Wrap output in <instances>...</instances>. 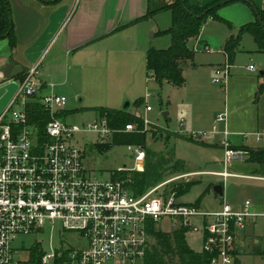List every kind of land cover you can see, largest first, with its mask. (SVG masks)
<instances>
[{"label": "built area", "instance_id": "obj_1", "mask_svg": "<svg viewBox=\"0 0 264 264\" xmlns=\"http://www.w3.org/2000/svg\"><path fill=\"white\" fill-rule=\"evenodd\" d=\"M228 68L229 64L225 63L216 69L212 82L223 85ZM248 69L256 71L253 66ZM14 81L18 88L0 114V264H33L31 256L23 263L15 259L17 250L13 242L56 223L63 232L77 235L82 245L61 248L52 254L42 253L38 264L51 261L53 264H144L153 243L149 229L159 227L163 221L171 228L186 229V234H199L201 253L209 256L210 264H234L237 233L254 224L258 217L264 218V214L256 213L250 201H245L238 210L222 203L216 211H203L199 205L179 201L177 189L205 175L223 182L229 177H244L227 171L232 161L245 160L242 150L232 149L224 141L223 171L184 172L135 196L123 181L103 180L87 171L82 152L71 143L74 134L84 131L59 119L67 98L54 93L53 85L48 94L41 95L42 84L37 80L36 67L23 80ZM7 83L0 75V87ZM30 99H37L48 115L42 134L38 127L29 124L25 107ZM150 111L146 107L145 112ZM216 121H225V115H219ZM182 123L181 120L180 126ZM143 127L144 131L149 128L145 120ZM136 128L127 124L123 130H112L106 119L99 117L87 130L98 133L102 144L104 135L133 132ZM206 136L201 132L187 135L193 140ZM132 147L134 170L141 171L145 151L127 146L129 151ZM245 178L264 182L262 176Z\"/></svg>", "mask_w": 264, "mask_h": 264}, {"label": "rangeland", "instance_id": "obj_2", "mask_svg": "<svg viewBox=\"0 0 264 264\" xmlns=\"http://www.w3.org/2000/svg\"><path fill=\"white\" fill-rule=\"evenodd\" d=\"M216 1L190 0L192 4H196L203 10L209 9ZM222 13L220 10V16ZM228 13V11L224 12L223 15L227 16ZM229 25L217 21H208L203 24V35L206 39L213 41L211 43H214L218 38L225 36L228 29L232 27L231 23ZM170 26L171 14L169 11H161L151 18L140 20L130 30L133 35L132 53L126 54L123 51H115L111 54L108 69L100 72L98 77H91L90 83L85 80L77 82L78 76L74 75H70L66 79L65 75L56 74L52 79H46L48 84H54L62 89L67 98L65 110L68 113L60 115L59 119L84 131L74 134L71 143L82 152L84 166L92 176L109 180L113 171L134 170L133 147L131 151L128 150L127 146H114L101 151L99 147L102 144H100L99 134L87 130L88 125L99 119L97 109H123L126 103L129 104V112L149 123L145 158L142 169L138 172H142L148 163H151L152 166V164L160 161L162 176L165 175L160 182H164L184 172L197 170L221 172L224 170L223 150L204 148L177 136L180 134L187 137L183 133L185 124L180 126L181 119L190 124L191 128H199L200 126H203V129L207 128L208 120L212 115L211 104L208 101L212 102V105L216 104V106L222 103L223 95L217 90L220 91L223 85L212 82L214 74L210 75V78L207 76L203 85V74H201L200 81L203 88L194 97L193 82L195 76L187 71L189 67L184 70L187 71L186 79L188 82L180 88H175L164 82L162 84L155 82L146 70V50L150 47L156 50L170 48V36L159 33L168 30ZM152 36L154 37L152 38ZM243 38L242 45L244 47L249 46V44L254 46L253 39L249 34L244 35ZM203 51L196 52L194 57H197L198 60L203 59L207 56L203 54ZM244 61L245 58L239 56L237 64H247ZM251 64L258 66V60L251 61ZM60 80L62 82H59ZM93 85L97 86L98 89L93 88ZM203 89L206 91L208 101L207 99L203 100ZM137 100L142 102L139 107L134 106V102ZM182 100L186 102V106L181 104ZM146 107H149L151 112H145ZM162 113L168 114L167 120L161 116ZM215 126L217 127L216 124ZM85 130L87 131L85 132ZM170 137L171 139H168ZM108 142L109 136L104 135L103 143L106 145ZM251 146L253 148L260 147L262 142H252ZM243 152L246 154L245 151ZM175 162L178 165H175ZM182 168L183 171H179ZM227 171L244 177H229L223 182L218 177L205 175L196 181L186 183L188 190L179 196L178 200L184 204L199 205L203 211L207 212L218 210L222 203L238 207L243 202L250 201L252 206L256 208V213L263 215L264 182L245 178V176L264 177V174L257 173L258 168L245 162L244 159L232 161ZM153 181L151 178L149 184L152 185ZM216 184L223 187V200L217 199L210 192L211 188L206 190L210 185ZM158 226L164 232L175 229L171 228L167 221L161 222ZM185 241L193 252H202V238L199 234L188 232L185 235ZM242 244L237 250L242 264H264L263 217H258L254 226L246 229ZM81 245L78 243L77 235L63 232L58 223L48 224L40 233L20 236L13 242V247L17 250L14 257L22 263L30 258L31 251L36 246H40L43 253L52 254L61 248L80 247ZM256 250H259V254L256 253ZM48 264H53V261Z\"/></svg>", "mask_w": 264, "mask_h": 264}, {"label": "crops", "instance_id": "obj_3", "mask_svg": "<svg viewBox=\"0 0 264 264\" xmlns=\"http://www.w3.org/2000/svg\"><path fill=\"white\" fill-rule=\"evenodd\" d=\"M168 1L173 0H59L52 4H44L39 0H9L16 44L9 51L7 41L0 40V68L9 62L13 63L21 69L20 74L14 78L19 80L20 76H25L30 69L36 67L37 80L42 84L41 95L51 91L50 85L54 86V93L64 95L62 89L48 84L46 79H52L56 74L65 75L66 79L74 75L78 76L77 82L85 80L90 83L91 77H98L100 72L108 69L111 54L115 51L132 53L133 35L130 30L138 23L136 21L149 9ZM252 1L258 8L263 7L264 0ZM220 10L223 13L219 16L231 23L232 27L223 38H218L214 43L205 38L201 29L199 48L207 47L203 51L207 56L201 60L194 57L193 65H188L187 69L195 76L194 97L202 90L205 78H210L216 69L228 63L227 56L223 53L227 38L236 36L242 26L254 21L252 11L245 3H233ZM227 11V16L223 15ZM246 34L248 33L241 35L239 50L228 63V76L223 88L217 90L223 95L222 103L212 105L203 89V100L207 99L212 108L207 128H191L190 124L181 119L182 126L185 124L184 134L207 132V136L199 141L218 147H222L224 141L235 147L253 148L252 142H262V146L264 145V90L255 100L258 87L264 84V53L258 52L254 40V46L242 45ZM239 56H243L247 64H237ZM255 60H258V66L251 64ZM250 66L255 67L256 71H250ZM187 71L184 72L183 86L188 82ZM201 74L203 85L200 81ZM93 88L98 89L94 85ZM181 104L186 106L184 100ZM65 113L68 112L65 110L62 115ZM219 115H225V121H216ZM180 136L185 139L183 135ZM243 203L238 207H231L238 210ZM253 226L254 224L249 225L246 229ZM246 229L237 233L234 245L235 259L240 264L242 262L237 250L243 245Z\"/></svg>", "mask_w": 264, "mask_h": 264}, {"label": "trees", "instance_id": "obj_4", "mask_svg": "<svg viewBox=\"0 0 264 264\" xmlns=\"http://www.w3.org/2000/svg\"><path fill=\"white\" fill-rule=\"evenodd\" d=\"M39 1L44 4H52L54 1L57 2L59 0ZM237 2L245 3L251 9L254 21L242 26L236 36H230L225 41L223 53L227 56L228 63H230L236 51L239 50L241 35L244 33H248L253 38L258 52L264 53V3L262 8H258L252 0H217L209 9L203 10L196 4H192L190 0L168 1L149 9L142 18L136 21L139 22L140 20L151 18L161 11H169L171 14L170 28L159 32L160 34L170 36V48L156 50L150 47L146 51L145 65L151 78L159 84L164 82L175 88L182 87L185 83V68L188 65L192 66L195 53L203 50V46L201 49L199 48L201 43L198 41L203 24L208 20H212L229 25L227 21L219 16V10ZM0 40L7 41L9 51L15 48L16 37L9 0H0ZM23 79L24 76H20L19 80ZM263 90L264 84L258 87L255 100L259 98ZM141 103L140 100H137L134 102V106L139 107ZM25 109L29 124L38 127L39 132L42 134L48 122V115L42 109L39 101L37 99H30ZM97 110L99 117H104L108 127L112 130H123L127 124H134L137 127L136 131L133 132L121 131L113 133L109 137L108 144L105 145L102 143L100 145L99 149L101 151H105L109 147L114 146H136L143 148L145 151L147 135L149 133L148 130L144 131L142 118H137L128 109L101 108ZM177 136L182 138L180 135ZM184 138L204 148H220L223 150L222 147H218L217 145L207 144L187 137ZM231 148L245 151V162L256 166L258 168L257 173L264 174V145L258 148L247 146H231ZM150 164L148 163L142 172L135 170L113 171L110 174V179L123 181L125 188L130 194L135 196L141 195L148 189L159 184L163 176H165H162L160 161L152 164V166ZM174 164L178 165L177 162ZM179 171H183V168ZM151 178L154 180L152 185L149 184ZM211 187L210 185L206 190H209ZM187 190V184L179 185L177 196H182ZM149 234L153 243L146 252L144 264H210L208 255L195 253L189 249L185 241L186 229L182 227L176 228L173 231L164 232L158 227L151 226ZM42 253L40 246H36L31 251L30 256L33 264H38ZM256 253L259 254V250H256ZM234 264L240 263L234 259Z\"/></svg>", "mask_w": 264, "mask_h": 264}, {"label": "water", "instance_id": "obj_5", "mask_svg": "<svg viewBox=\"0 0 264 264\" xmlns=\"http://www.w3.org/2000/svg\"><path fill=\"white\" fill-rule=\"evenodd\" d=\"M21 69L15 67L13 63L9 62L3 67L0 68V75L3 79L8 81L7 84L0 87V114L9 103L14 93L17 90V84L14 81V78L20 74ZM10 81V82H9ZM129 104L126 103L123 107V110L128 109ZM164 119L167 120L168 114L162 113L161 115ZM167 123V121H165ZM210 192L219 200H223V187L220 184L213 185L210 189Z\"/></svg>", "mask_w": 264, "mask_h": 264}]
</instances>
